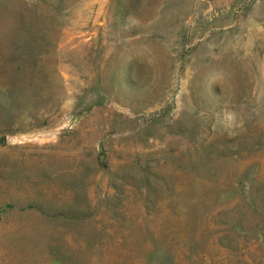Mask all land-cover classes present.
<instances>
[{
	"label": "rangeland",
	"instance_id": "374dc122",
	"mask_svg": "<svg viewBox=\"0 0 264 264\" xmlns=\"http://www.w3.org/2000/svg\"><path fill=\"white\" fill-rule=\"evenodd\" d=\"M2 92L0 264H264V0H0Z\"/></svg>",
	"mask_w": 264,
	"mask_h": 264
},
{
	"label": "trees",
	"instance_id": "16d2710c",
	"mask_svg": "<svg viewBox=\"0 0 264 264\" xmlns=\"http://www.w3.org/2000/svg\"><path fill=\"white\" fill-rule=\"evenodd\" d=\"M1 95H4V94H6L5 92H2V93H0ZM9 98L8 96H2V98Z\"/></svg>",
	"mask_w": 264,
	"mask_h": 264
}]
</instances>
